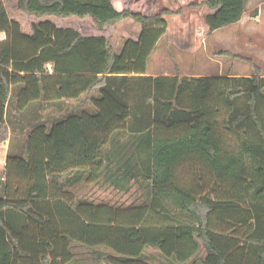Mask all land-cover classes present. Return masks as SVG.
Instances as JSON below:
<instances>
[{"label": "trees", "instance_id": "1", "mask_svg": "<svg viewBox=\"0 0 264 264\" xmlns=\"http://www.w3.org/2000/svg\"><path fill=\"white\" fill-rule=\"evenodd\" d=\"M247 0H205L207 34L237 24ZM29 34L10 20L0 0V143L13 112L38 101L77 100L96 91L94 111L68 113L50 128L31 127L21 154L7 155L0 178V264H70L71 249H105L109 264H146L148 249L177 264H264V78L251 61L249 77L148 75L147 59L166 35L155 15L118 11L111 0H17ZM178 13V12H176ZM71 21L80 32L57 27ZM126 19L141 26L120 53L110 32ZM118 133L132 137L137 168L150 183L144 208L74 203L53 195L52 174L88 167L95 182L106 167L103 149ZM125 145H117L116 158ZM124 151V150H123ZM194 159L230 189L212 198L178 187L174 169ZM121 178L106 182L122 188ZM198 181V189L203 190ZM54 200V201H51ZM68 201V202H67ZM219 215V216H218ZM216 216L218 222L213 223Z\"/></svg>", "mask_w": 264, "mask_h": 264}, {"label": "rangeland", "instance_id": "2", "mask_svg": "<svg viewBox=\"0 0 264 264\" xmlns=\"http://www.w3.org/2000/svg\"><path fill=\"white\" fill-rule=\"evenodd\" d=\"M111 1L115 2L116 0ZM203 1L205 0H117L120 3L118 7L116 6L118 11L127 8L133 13L145 16L155 15L163 9H168L174 13L164 16L167 22V34L158 41L147 59V66H150V72L153 74L189 76L196 74L225 75L228 72H233L243 76L250 70L240 59L233 60L228 56L218 55L220 51H229L231 54L242 57L241 36L238 39L236 32L234 38H230L226 28L218 30L216 37L211 34L208 35L203 24V18L209 11L201 6ZM1 3L5 7L9 19L17 21L21 26L22 32L29 34L27 29L28 21L25 15L18 10L17 0H1ZM47 19L52 21L57 27H72L80 32H84L87 27L86 23H83L80 27H75L71 22L74 21V17L68 20H60L53 17ZM140 33L141 26L131 19H126L119 22L115 29L110 32L108 41L111 47L117 53H120L125 42L127 40L137 41ZM1 38L4 39L3 34L0 35ZM19 89L20 86L11 88L7 105L6 119L9 124H12L10 127L12 149L20 147V143L31 132L33 125L43 123L47 128H50L54 121L59 120L77 106L76 102L71 100L38 101L30 104L24 111L15 113L13 112V102ZM97 98V92L91 94L87 100L88 106L79 111L93 112L94 108L91 101ZM113 143L114 145L111 148L106 147L103 149V159L106 167L99 175V181L90 185V203L97 206L103 203L120 210L147 207L150 201V183L142 177L137 168L132 137L126 133H118L113 138ZM118 144L125 145V149H123L124 151L122 150L121 157L116 158ZM4 148L0 143V178L2 177L5 164ZM174 174L178 187L195 196L201 193L213 195L214 190L217 189L216 184L213 185L211 181L210 174L201 170L194 159H185L174 169ZM77 176L82 177V174L67 171L66 177L68 179H66L69 181L72 177ZM84 177L87 179L88 173L84 174ZM116 177L121 178L118 183L122 184V188L112 186L110 182L109 186L102 190L101 182L104 183L106 178L115 179ZM199 180L203 183L204 188L202 191L198 189ZM50 181L52 182L53 179ZM68 186L63 192L65 193V198L80 196L87 188V184H80L74 188H69ZM71 255L72 261L70 264H109L107 260L114 258L105 249L92 251L77 247L71 249ZM200 257L197 258L195 264H200ZM143 262L146 264H177L174 261L166 260L151 249L146 250Z\"/></svg>", "mask_w": 264, "mask_h": 264}, {"label": "crops", "instance_id": "3", "mask_svg": "<svg viewBox=\"0 0 264 264\" xmlns=\"http://www.w3.org/2000/svg\"><path fill=\"white\" fill-rule=\"evenodd\" d=\"M112 4H113L114 8L117 9V7L120 3L117 2V0H116L115 2H112ZM226 29H228V31H226V32L229 34L230 38H234V35L236 32L238 35L237 36L238 39H239V36H241L240 40L242 42V58L251 61L252 64L254 65V67L259 68L260 76L264 78V0H247L246 5H245L244 14H243V17L240 20V22H238L237 24L231 25V26L227 27ZM217 32H219V31L216 30L211 35L216 37ZM0 35H2V33H0ZM3 36H4V34H3ZM1 40H3V39L1 38L0 41ZM243 63L246 64V66H248L250 69L248 72H246V74L243 75V77L253 76L254 75V69L252 68V66L246 61H243ZM149 67L147 66V70H146L147 74L148 75H156V74H153L152 72H150ZM162 75H174V74H162ZM219 75L222 76V74H219ZM227 75L228 76H234V77L240 76L239 74L233 73V72H228ZM182 76H189V75H182ZM194 76H212V75L196 74ZM94 92H96V91H94ZM73 102H76L77 106L75 108H72V111H70L69 113L73 112L76 115L83 114L84 111H79V110L88 106V103H87L88 101L87 102L85 101V95H82L77 100H73ZM78 102H80V103H78ZM1 145L5 147L4 148L5 149L4 150L5 151L4 152V159L6 160L7 155L10 153L12 155H18V156L21 154V148H22L23 142L20 143V145H19L20 147H18V148L16 147V149L15 148L12 149L13 145H12L11 136H10V132H9L8 139L5 142L1 143ZM5 160H4V162H5ZM4 166H5V164H4ZM199 166L201 167V165H199ZM69 171H73L75 173L82 174V177L81 176H77L74 178L72 177L69 181H67V179H68L66 177L67 171L60 173V174L58 172L53 173L51 175L52 179H53V181H52L53 195L56 194V192H57V195H60L61 193H63L64 190H66L67 185H69L68 186L69 188H74L75 186L78 187L80 184H87L86 191H84L80 196L76 195L75 198L73 196L68 197L67 200L74 202V203L90 204V202H91V196H90V192H89L90 185H91V183H93V184L97 183L99 181V179L95 182H91L89 180L88 167H85V166H82L81 169L72 168V169L68 170V172ZM87 173H88V177H87V179H85L84 174H87ZM211 181H212L213 185L216 184V186H217V189L214 190L213 195H210L212 198H214L216 194H219L221 192L223 193V192L228 191L230 189L229 183H225V184L219 183L218 184L213 179H211ZM101 183H102L101 186H103L102 190H104L106 188V186H109L108 184H110V182H106V181L104 183L103 182H101ZM213 185H212V187H213ZM112 186H114V185H112ZM220 186H221V188H219ZM115 187H117V186H115ZM51 201H54V200H51ZM212 221H213V223L218 222V219H216V216H213ZM77 248H81V247L77 246Z\"/></svg>", "mask_w": 264, "mask_h": 264}]
</instances>
